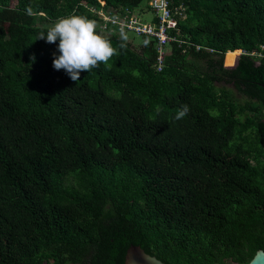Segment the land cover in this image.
<instances>
[{"label": "trees", "instance_id": "16d2710c", "mask_svg": "<svg viewBox=\"0 0 264 264\" xmlns=\"http://www.w3.org/2000/svg\"><path fill=\"white\" fill-rule=\"evenodd\" d=\"M10 1L0 264H124L131 245L163 264L264 252V0H167L184 44L160 71L155 41L99 14L143 0Z\"/></svg>", "mask_w": 264, "mask_h": 264}, {"label": "built area", "instance_id": "2783aa9c", "mask_svg": "<svg viewBox=\"0 0 264 264\" xmlns=\"http://www.w3.org/2000/svg\"><path fill=\"white\" fill-rule=\"evenodd\" d=\"M148 6L152 12V17L147 22L142 21L134 14L125 15L123 17H120L118 14L110 16L105 15L102 10L99 14L104 23H110L116 28V32L120 30H122V34L134 32L137 35L148 36L155 41L157 53L155 66L157 71H160L163 58L168 54V48L166 49L165 46L170 42H176L178 45L184 44V41L176 39L174 36H169L168 34V30L176 28L177 20L182 16V9L176 7L170 9L167 0H149ZM154 17L157 19V23L151 22ZM102 29H105V25H103ZM199 48L200 47H196L197 50ZM206 50L212 51L211 49ZM240 54L245 53L240 51Z\"/></svg>", "mask_w": 264, "mask_h": 264}, {"label": "water", "instance_id": "95a60500", "mask_svg": "<svg viewBox=\"0 0 264 264\" xmlns=\"http://www.w3.org/2000/svg\"><path fill=\"white\" fill-rule=\"evenodd\" d=\"M124 264H163L153 256L146 254L139 246L131 245L126 250ZM248 264H264V252L258 250Z\"/></svg>", "mask_w": 264, "mask_h": 264}, {"label": "rangeland", "instance_id": "374dc122", "mask_svg": "<svg viewBox=\"0 0 264 264\" xmlns=\"http://www.w3.org/2000/svg\"><path fill=\"white\" fill-rule=\"evenodd\" d=\"M148 3H149V0H143L137 7L136 10H134L135 12L133 13L135 16H137L139 19H141L142 21H149L152 17V12L150 11L149 9V6H148ZM16 4V1L15 0H11L10 1V6L13 7L14 5ZM118 33H121L122 30L120 31H117ZM126 39L127 40H131V39H134V43L135 44H138L141 42L140 38L137 37V36H134L132 34H127L126 35ZM169 52V51H167ZM232 55V54H231ZM223 65H224V59H223ZM226 67H231V66H226ZM217 87H225L229 90H231L234 95L236 96V98L241 102L243 101V98L233 89L232 85H223V84H220V85H217ZM72 184V183H71Z\"/></svg>", "mask_w": 264, "mask_h": 264}]
</instances>
